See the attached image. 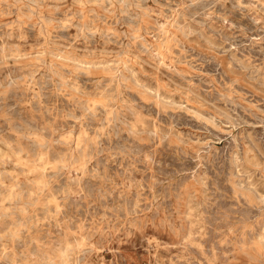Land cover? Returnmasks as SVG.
Returning <instances> with one entry per match:
<instances>
[{
  "label": "clouds",
  "instance_id": "9594fccd",
  "mask_svg": "<svg viewBox=\"0 0 264 264\" xmlns=\"http://www.w3.org/2000/svg\"><path fill=\"white\" fill-rule=\"evenodd\" d=\"M22 103L0 264H264V140L197 135L264 120V0H0V113Z\"/></svg>",
  "mask_w": 264,
  "mask_h": 264
},
{
  "label": "rangeland",
  "instance_id": "374dc122",
  "mask_svg": "<svg viewBox=\"0 0 264 264\" xmlns=\"http://www.w3.org/2000/svg\"><path fill=\"white\" fill-rule=\"evenodd\" d=\"M72 31L74 32V29ZM166 63H167V61H166ZM215 66L216 65L213 63V64L206 66L203 70L205 72H211L213 70V68H215ZM161 70L164 72H168L167 68L162 67ZM169 74H171V73H169ZM173 79L175 80V82L177 84L181 83V79H180L179 75H176L175 77H173ZM80 82H82V81H80ZM37 83H39L38 78H37ZM25 88L26 89L30 88V86L26 85ZM32 95H33V93H31V91L29 90V91L17 93L16 97H17V99H21L25 96L30 98ZM46 100H47V95H46L44 90H41V103H47ZM178 100H179L178 94L174 98H172L171 100L168 96H165L163 93H161L160 96L157 97V101L159 103H162V104L163 103H170V102L175 103V102H178ZM11 101L9 100V102H8L9 107H11L12 105H14L16 103L15 100H11ZM25 107H26V105L22 103V104L16 105L15 109L13 111H11L10 113H7V115H5L4 113H0V131H7L9 118L11 120H14V121L15 120H22L25 122L29 121L30 115L26 111L23 110ZM231 117H232V119H231ZM256 119L257 118L252 117V116H246L238 108L233 109L230 112H227L225 114L224 118L219 121V127L208 128L203 133L197 132V135L200 136V138L202 140H207V144L204 145L203 150L201 152V155L207 156V155H210V154L216 152L219 149H222L223 147H225V145H227L230 141H232L234 137L250 136L252 138L255 137V138L264 140V121L261 119H257V120ZM193 123H195V122H193ZM209 123L212 124V123H214V121L209 120ZM82 134L83 135H91V133L88 132L87 128L81 129L80 131H76L75 129L71 130V135L74 136L78 141H79ZM13 139H14V137H13ZM29 145H31V147H28ZM33 145H34V142L24 141V142H22L21 147H28V150L32 154H35V150H34L35 145L34 146ZM0 147H2V145H0ZM8 170L12 171V166H9ZM34 175L38 176V174H34ZM195 175H196V171H193L192 176H195ZM52 206L55 207V204H53ZM205 222L207 223V220ZM96 255L99 258L100 264H106V262L111 261V259H112L111 252H106L103 249H98Z\"/></svg>",
  "mask_w": 264,
  "mask_h": 264
},
{
  "label": "bare ground",
  "instance_id": "6f19581e",
  "mask_svg": "<svg viewBox=\"0 0 264 264\" xmlns=\"http://www.w3.org/2000/svg\"><path fill=\"white\" fill-rule=\"evenodd\" d=\"M175 77V76H174ZM28 93V92H27ZM32 93V92H31ZM46 93V92H45ZM26 95V94H25ZM28 95V94H27ZM46 98V97H45ZM11 101V100H10ZM47 101V100H46ZM12 102V101H11ZM233 114V113H232ZM244 114V113H243ZM236 115V114H235ZM230 117V116H229ZM236 117V116H235ZM243 117V116H242ZM9 118V117H8ZM229 119V118H228ZM231 119H232V117H231ZM27 120V119H26ZM257 120V119H256ZM228 121V120H227ZM234 121V120H233ZM253 121V120H252ZM264 121V120H263ZM261 122V121H260ZM235 123V122H234ZM246 123V122H245ZM251 123V122H250ZM233 124V123H232ZM236 124V123H235ZM239 124V123H238ZM252 125V124H251ZM261 129V128H260ZM218 131V130H217ZM246 131V130H245ZM256 132V131H255ZM261 132V131H260ZM244 134V133H243ZM259 135V134H258ZM243 137V136H242ZM255 138V137H254ZM209 144V143H208ZM34 146V145H33ZM33 149V148H32ZM35 150V149H34ZM213 151V150H212ZM211 151V152H212ZM207 153V152H206ZM23 157H21V159H22ZM10 171V170H9ZM11 172V171H10ZM37 178H38V176H37Z\"/></svg>",
  "mask_w": 264,
  "mask_h": 264
}]
</instances>
